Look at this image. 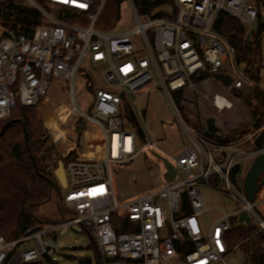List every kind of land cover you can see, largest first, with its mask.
I'll return each mask as SVG.
<instances>
[{
  "label": "built area",
  "instance_id": "built-area-1",
  "mask_svg": "<svg viewBox=\"0 0 264 264\" xmlns=\"http://www.w3.org/2000/svg\"><path fill=\"white\" fill-rule=\"evenodd\" d=\"M27 1L46 21L28 38L0 20V124L18 106L42 107L54 81L70 88L69 115L76 118L62 155L68 187L60 200L74 217L34 227L13 239L0 236V264L55 260L62 249L61 232L78 226L93 232L99 264H228L238 249L228 245V232L238 219L240 225L255 223L256 233L264 232V180L260 177L253 201L244 187L254 160L264 154V146L256 147L264 136V124L248 137L222 142L207 135L209 124L195 114L198 110L203 114L206 104L220 113L232 110L235 102L227 95L235 91L246 93L254 87L264 91V80L255 82L239 70L235 49L215 29L225 14L240 22L247 35L253 29V39L264 28V0H172L167 17L156 19H142L134 1L126 0L137 25L124 32L97 28L107 0ZM43 4L72 10L77 20L84 17L86 25L52 18ZM86 59L105 85L95 91L87 114L79 111L74 90L76 74ZM260 65L264 77V30ZM219 74L231 77L230 86L215 78ZM212 80L226 89L220 91ZM157 89L168 97L191 141L176 154L165 155L158 149L136 111L140 99ZM125 103L132 106L144 129L142 145L123 115ZM146 152L161 157L163 179L167 172L163 159L167 160L176 170L174 179L121 198L114 171ZM205 187L230 199L234 207L230 213L219 209L220 216L207 230L201 221L209 211L202 195ZM243 213L249 215V224L241 220Z\"/></svg>",
  "mask_w": 264,
  "mask_h": 264
},
{
  "label": "trees",
  "instance_id": "trees-1",
  "mask_svg": "<svg viewBox=\"0 0 264 264\" xmlns=\"http://www.w3.org/2000/svg\"><path fill=\"white\" fill-rule=\"evenodd\" d=\"M133 1L140 16L153 19L164 17L166 10L172 6V0ZM27 2V0H6L1 3L0 20L18 27L21 34L31 38L35 29L45 23L46 18L36 7L28 6ZM125 2L126 0H107L97 28L104 31L115 30L121 19V10ZM56 18L86 25L84 17L77 20L75 12L66 8H59ZM215 29L235 49L236 61L244 66V73L248 78L262 82L264 77L260 65L261 33L264 28L261 26L258 34L249 40L247 30L240 22L222 14ZM234 93L242 98L246 106L252 108L254 131L259 130L264 124V91L254 87L246 93L241 91ZM69 111L68 105L64 104L48 121H58ZM123 115L145 143L144 129L130 104L125 103ZM242 131L238 127L235 128L228 135V140L234 142L240 140L244 136ZM262 146H264V136H261L256 143V147ZM61 160L65 162L56 142L40 119L36 107L18 106L10 117L0 124L1 237L7 240L13 239L34 227L66 220V215L60 212L59 219L51 221L43 210L55 198L62 197L63 189L55 176V170ZM183 203L185 210L189 212L186 195L183 196ZM256 231L257 227L251 224L237 226L228 232V245L230 247L238 245L246 264H264V232L256 233ZM93 246L98 253L94 239ZM32 264H59V262L44 258Z\"/></svg>",
  "mask_w": 264,
  "mask_h": 264
},
{
  "label": "rangeland",
  "instance_id": "rangeland-1",
  "mask_svg": "<svg viewBox=\"0 0 264 264\" xmlns=\"http://www.w3.org/2000/svg\"><path fill=\"white\" fill-rule=\"evenodd\" d=\"M27 5L30 7L34 6V4L29 1ZM42 9L52 18L56 19L58 7L43 4ZM140 17L142 19L148 18L145 16ZM164 17L166 18L167 16L165 15ZM136 25L137 22L131 5L125 2L121 10V19L115 30L117 32L129 31L134 29ZM229 62L233 64L232 59ZM237 65L240 71L245 72L243 65L238 62ZM212 81L217 85L220 91L226 89V87L218 83V81ZM102 87H105V85L100 72L95 69L89 59L84 60L74 80V90L79 111L86 114L90 113L94 103L95 91ZM69 92L70 88H67L63 82L54 81L49 91V98L42 107L36 108L45 126L48 125L55 134L59 133V120H65L67 115L61 117L58 121L54 120V122H51L48 120L64 104H67L70 109ZM118 92H120V90H118ZM227 96L235 102L232 110L220 113L215 108L207 106L206 104L204 113L201 114L198 110L195 117L200 121L203 120L205 125L209 124L211 121L219 123L215 126L219 128L224 135H229L237 127L241 129V131L243 130L244 136L247 137L258 131H254L252 124V108L246 106L242 98L238 97L234 92ZM135 106L137 113L142 114L145 128L154 136V140L157 141L158 149L163 154H176L185 146L191 145V141L180 124L168 97L161 89H157L146 95L140 99ZM75 118L76 115H71L64 123V129H71ZM50 135L55 141V136L52 134ZM138 144L142 145L143 142H138ZM58 148L62 154V149L59 146ZM163 172L164 169L159 159L149 152L142 153L131 163L114 171L113 177L117 193L121 198H128L155 188L163 183ZM202 195L205 206L209 209L201 219L204 230H207L220 216L221 213L219 209L230 213L233 211L234 207L230 199L210 188H203ZM60 198L61 197L55 198L50 205L43 209L45 215L51 219V221L58 220L60 212L66 215V220L74 217L73 211L63 203L61 204ZM240 223L238 219L235 222L236 227L239 226ZM252 224L253 227H257L255 223ZM61 248L59 255L55 257V260L59 262V264H78L79 261L88 258H91L92 261L85 264H99L98 253L93 246V232L91 230H86L81 226L64 229L61 232ZM68 257H73L74 259H69ZM243 259L244 256L242 251L237 249L234 255L228 259V264H242Z\"/></svg>",
  "mask_w": 264,
  "mask_h": 264
},
{
  "label": "water",
  "instance_id": "water-1",
  "mask_svg": "<svg viewBox=\"0 0 264 264\" xmlns=\"http://www.w3.org/2000/svg\"><path fill=\"white\" fill-rule=\"evenodd\" d=\"M262 23H264V20H262ZM253 33V29L249 31L248 35H247V39L251 38V35ZM215 78L219 81H222V83L228 87L230 86L232 79L229 76H226L224 74H219L216 75ZM80 128H83V125L80 126ZM217 132L221 133V130L219 128H217L214 125V122L211 121L209 123V130L207 131V135L209 137H216L217 139L221 140L222 142H228V139L222 140L221 139V134L217 135ZM156 157L158 159H161V157L159 155L156 154ZM163 163L165 168L167 169V172L164 175V180L165 181H171L174 179L175 175H176V170L175 168L165 159H163ZM239 170V166L234 167V169L232 170V178H235L236 173ZM55 176L61 186L62 189H66L68 187L67 184V178H66V174H65V168H64V162L63 160L59 161L58 163V167L55 170ZM262 176V180H264V154L256 157V159L254 160L253 164L251 165L249 171L246 174L245 180H244V187H245V191L247 194V197L250 201L254 200L255 197V193L257 191V189L260 186L259 180L260 177ZM241 220L245 221L246 223H250V217L247 213H243L241 216ZM92 259L88 258V259H84L79 261L78 264H85L87 262H91Z\"/></svg>",
  "mask_w": 264,
  "mask_h": 264
},
{
  "label": "crops",
  "instance_id": "crops-1",
  "mask_svg": "<svg viewBox=\"0 0 264 264\" xmlns=\"http://www.w3.org/2000/svg\"><path fill=\"white\" fill-rule=\"evenodd\" d=\"M70 113V111H69ZM69 113L67 114L65 120H59V133L56 136L55 135V142L57 144V146H59L62 149V155L63 153L66 152V146L68 145L66 142V138L68 139L71 138V135L69 134V132H71V129H64V123L68 120V118L70 117ZM48 129V127H47ZM49 130V129H48ZM51 134V133H50ZM64 139V140H63ZM70 141V140H69ZM61 152V151H60Z\"/></svg>",
  "mask_w": 264,
  "mask_h": 264
}]
</instances>
